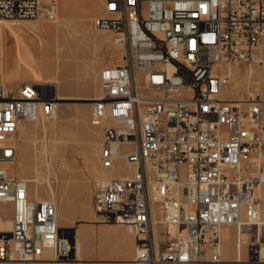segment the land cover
Segmentation results:
<instances>
[{
  "label": "built area",
  "instance_id": "built-area-1",
  "mask_svg": "<svg viewBox=\"0 0 264 264\" xmlns=\"http://www.w3.org/2000/svg\"><path fill=\"white\" fill-rule=\"evenodd\" d=\"M41 10V0H0V22ZM107 14L94 25L121 60L102 68L91 103L105 172L94 214L130 229L135 264H239L223 256L228 227L238 249L264 259V97L224 96L233 66L264 63V0H112ZM56 91L0 81V218L12 212L0 261L77 259L55 197L16 170L20 128L57 117Z\"/></svg>",
  "mask_w": 264,
  "mask_h": 264
},
{
  "label": "rangeland",
  "instance_id": "rangeland-1",
  "mask_svg": "<svg viewBox=\"0 0 264 264\" xmlns=\"http://www.w3.org/2000/svg\"><path fill=\"white\" fill-rule=\"evenodd\" d=\"M50 2L57 5L59 16L62 18L61 24L50 21L45 15L46 11L42 10L35 18H23L28 20L19 19L15 23L0 24V80L3 79L13 88H17L22 82L48 83V79L54 78L51 74H55L60 81V91L69 97L72 96L63 100L56 120L45 124L30 123L20 129L17 142L18 173L24 177H33L38 170L44 177L39 184L41 195L51 194L49 183L56 191L59 223L71 228L74 233L77 227L80 229L83 243L80 254L83 260L61 264H127L131 261L130 258L117 251L120 246L118 239L127 238V235L123 230H121L123 236L118 235L117 227L102 225L104 222H100L92 210L95 182L102 174L99 161L101 130L91 121L89 103L91 100L82 98L88 93L89 98L99 93L100 66L117 62L119 50L116 47L109 51L113 46L111 41L102 44L104 54H99L94 60L92 57L89 82L82 71L84 62L88 61L84 54L85 51L87 53L93 51V48L86 46L98 40L94 34L99 31L94 25V18L104 13V0H41V7L47 8ZM70 15L83 20L72 25L70 20L69 25L64 17ZM88 17L91 19H85ZM5 25H8V28ZM97 44L100 47V41ZM17 49L26 60L29 50L33 52L38 63L36 67L41 68L43 77L41 80L35 79L34 73L26 64L18 60ZM76 55L79 60L75 58ZM237 65L234 76L225 89L227 95L244 98L250 92H254L256 87L264 97V63ZM46 75L47 80L44 78ZM60 110L66 114L61 115ZM117 168L122 173L126 172L121 164ZM4 211L3 218H11V209L7 208ZM121 227L129 229L127 226ZM131 235L134 237L132 232ZM235 240V229L226 230L222 244L227 259L233 260L236 257ZM86 244L88 245L85 250ZM128 246L129 243H126L125 247ZM132 256H135V250ZM242 260H254L248 255L246 245L242 249ZM0 264L50 263L12 260L0 261Z\"/></svg>",
  "mask_w": 264,
  "mask_h": 264
},
{
  "label": "bare ground",
  "instance_id": "bare-ground-1",
  "mask_svg": "<svg viewBox=\"0 0 264 264\" xmlns=\"http://www.w3.org/2000/svg\"><path fill=\"white\" fill-rule=\"evenodd\" d=\"M56 7H57V5H55L54 6V8L56 9ZM42 11H47V8H44L43 6H42ZM112 12V0H105L104 1V13L103 14H101V15H98L95 19H96V21H110V14H107V13H111ZM44 13V12H43ZM49 18V17H48ZM50 19V21H54L56 24H61V22H62V18L57 14V9H56V16L52 19V18H49ZM23 20H28V19H23ZM22 20V21H23ZM64 20H66L67 21V23L69 24L70 23V18H64ZM3 22H12V23H15V22H17V20H1V22H0V24H2ZM66 24V23H65ZM7 28H8V25H5ZM12 31H14L13 29H11ZM98 30H101V29H98ZM101 31H104V30H101ZM1 36H2V32H1ZM3 37V36H2ZM1 39V38H0ZM112 43H113V39H112ZM114 44V43H113ZM3 45V44H2ZM115 45V44H114ZM116 46V45H115ZM117 48H118V46H116ZM2 49H3V47H2ZM2 56V55H1ZM28 57H27V59L28 60H26V59H24L23 58V56H22V54H21V51L19 50V49H17V58H18V60L20 61V62H23V63H25L26 64V66L30 69V71L31 72H33L34 73V76H35V79H37V80H41L43 77H42V74H41V71H40V67L39 68H37L36 66H37V62L35 61V59H34V54H33V52L31 51V50H29V52H28V55H27ZM4 57V56H3ZM2 57V58H3ZM121 60V52L119 51V61ZM236 67H238V65H236V66H233L232 67V74L234 73V69L236 68ZM1 71V70H0ZM232 76H234V74L232 75ZM57 79H56V77H54L53 79H48V81H55V82H59V81H56ZM0 81H2V82H5V81H3V80H0ZM37 84H40V85H43L42 83H38L37 82ZM44 85H47V84H44ZM48 86V85H47ZM228 86V85H227ZM226 86V87H227ZM53 87L57 90V85L56 84H53ZM254 92H258V93H260L261 95H262V93H261V91L258 89V88H256V87H254ZM56 93H57V96H58V99H59V106L61 105V104H63L64 102H63V100L64 99H67V98H71L72 96H65V95H61V93H58V90L56 91ZM251 93V92H250ZM98 95V94H97ZM224 96H228L227 95V93H226V91H225V94H224ZM95 96H93V97H91V98H89V97H82L83 99H88V100H91L89 103H90V105H91V103H92V99L94 98ZM232 98H235V99H240V98H242V97H240V98H237V97H232ZM60 112H61V115H65L66 113L63 111V110H60ZM57 117H58V115H57ZM57 117L54 119V120H56L57 119ZM53 121V120H52ZM51 122V121H50ZM45 123H47V122H45ZM45 123H43V124H45ZM30 124V123H29ZM21 128H23V127H21ZM20 128V129H21ZM44 130L46 131V126H44ZM45 144V143H44ZM18 165V164H17ZM18 166H16V170L18 171V168H17ZM102 176L103 175H105V172L103 173L102 172V174H101ZM27 179H29L30 181H32V183L34 184V186H36L37 187V190H38V194H39V188H40V186H39V184L40 183H42V181H43V176H42V174H40L39 173V171L38 170H36L35 171V175L33 176V177H26ZM46 179V178H45ZM47 180V179H46ZM49 181V180H48ZM48 187H49V191H50V195H52V196H54L55 197V195H56V191H55V189L53 188V186L49 183L48 184ZM55 199H56V197H55ZM57 205H58V203H57ZM93 210V209H92ZM94 212V211H93ZM96 216V215H95ZM78 221V220H77ZM86 221V220H85ZM88 221V220H87ZM90 221H92V220H90ZM58 222H59V208H58ZM11 226H12V219L11 218H3V217H1L0 218V230L1 231H10L11 230ZM230 227H228V228H226V229H224L223 231H222V234H221V240H222V238H223V236L225 235V232H226V230H228ZM127 229V228H126ZM129 232H130V229H127ZM224 240H225V238H224ZM221 242H223V241H221ZM134 243H135V239H134ZM76 245H77V259L76 260H79V261H81V260H83V258H81V254H80V251L81 250H83V243H82V241H81V234H80V229H79V227H77L76 228ZM222 246H223V244H222ZM135 249H136V244H135ZM242 249H243V247L241 246L239 249L236 247V243H235V251H236V257L235 258H239L238 260L240 261V263L239 264H263L264 263V259H254V260H242ZM223 256L225 257V255H224V251H223ZM226 258V257H225ZM132 260V259H131ZM44 261H49V262H53L54 264H61L60 262H56V261H50V260H44ZM132 262H133V264H135L134 263V257H133V260H132ZM197 264H200V263H197ZM201 264H204V263H201Z\"/></svg>",
  "mask_w": 264,
  "mask_h": 264
},
{
  "label": "crops",
  "instance_id": "crops-1",
  "mask_svg": "<svg viewBox=\"0 0 264 264\" xmlns=\"http://www.w3.org/2000/svg\"><path fill=\"white\" fill-rule=\"evenodd\" d=\"M56 9H57V14L59 15L58 7H56ZM96 16H98V15H96ZM64 18H71V23H70L71 25L74 22L83 20V19L73 18L71 15L70 16H67V17H64ZM85 19H88L89 20V19H91V17H88V18H85ZM94 34L97 36L98 40H94L90 45L86 46V48H90V49L93 48V51H91L89 53H87L85 51L84 56L88 57V61L86 60L84 62L83 67H82L83 74L87 76V80H89V82H90V77H89V75H90V69H92L91 61H93L94 60V57H97L99 54H104V48H103V45L102 44H104L106 42H109V41L112 42V35L108 31H101V30H99L98 32H96ZM98 41H100V44H101L100 47L97 44ZM98 49H100V50H98ZM114 49H116V46L113 44V46H111V48H110L109 51H113ZM92 57H93V60H92ZM75 58L77 60H79V58L77 57V55L75 56ZM106 65L107 64H105V66ZM102 67L103 66H100V71L102 70ZM51 76L52 77H56L57 78V81H59V78L55 74H51ZM44 78H46V80H47L48 75L44 76ZM59 82L48 81V83H42V82H38V83L47 84L48 86H51V85L53 86V84H56L57 85L58 93H61V95L68 96L67 94H65V93H63V92L60 91ZM88 85H89V83H88ZM87 96L89 97L90 96V93H88ZM102 225L111 226V227H113V226L114 227H117L116 231H117V234L118 235H122L121 230L124 231V233L127 235V238L124 237L123 239L122 238L121 239H118L117 242L119 243L120 246H119V249L117 251L126 254L127 257L130 258V260L131 259L133 260L132 252H133V250H135V243H134V237L131 235V232H129L126 228L121 227L123 225L110 224V223H108V224L103 223ZM126 243H129L128 248L125 247ZM87 245L88 244L85 245V250L87 249ZM132 260L131 261H128L127 264H133ZM43 262H47V263H50V264H54L53 262H49V261H43Z\"/></svg>",
  "mask_w": 264,
  "mask_h": 264
},
{
  "label": "water",
  "instance_id": "water-1",
  "mask_svg": "<svg viewBox=\"0 0 264 264\" xmlns=\"http://www.w3.org/2000/svg\"><path fill=\"white\" fill-rule=\"evenodd\" d=\"M10 235H11V234H10V233H8V234H7V237H10Z\"/></svg>",
  "mask_w": 264,
  "mask_h": 264
}]
</instances>
